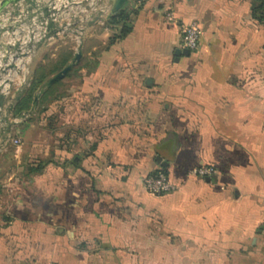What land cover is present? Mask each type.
I'll return each mask as SVG.
<instances>
[{"label":"crops","instance_id":"0c3cea01","mask_svg":"<svg viewBox=\"0 0 264 264\" xmlns=\"http://www.w3.org/2000/svg\"><path fill=\"white\" fill-rule=\"evenodd\" d=\"M253 6L133 0L127 36L85 32L59 99L65 137L0 153V264H264V21ZM192 22L199 47L177 57ZM29 155L39 159L26 165ZM203 166L211 182L190 175ZM162 169L179 189L154 196L144 180Z\"/></svg>","mask_w":264,"mask_h":264},{"label":"built area","instance_id":"2783aa9c","mask_svg":"<svg viewBox=\"0 0 264 264\" xmlns=\"http://www.w3.org/2000/svg\"><path fill=\"white\" fill-rule=\"evenodd\" d=\"M109 0H0V153L10 146L22 145L16 128L29 117L28 113L15 116L14 109L19 91L29 89L33 82L32 64L41 46L65 38L81 42L92 24L106 28ZM168 22H175L172 11L165 14ZM201 30L196 22L183 27L182 49L190 52L199 47ZM216 173L211 166L190 171L193 177L212 178ZM146 190L154 196L178 191L179 186L168 175L159 172L144 180Z\"/></svg>","mask_w":264,"mask_h":264},{"label":"rangeland","instance_id":"374dc122","mask_svg":"<svg viewBox=\"0 0 264 264\" xmlns=\"http://www.w3.org/2000/svg\"><path fill=\"white\" fill-rule=\"evenodd\" d=\"M90 27L91 26L87 28L86 32ZM102 33L104 34V28L96 27V29L91 30L90 35L94 38H99L103 35ZM88 37L87 34L84 35L80 43L74 38L67 37L62 41L41 46L32 64L33 84L40 75H46L49 79H52L54 76H50V71L53 66L59 63L65 55H76L79 50V45L82 44L83 48L84 41ZM73 62L74 60L70 62V65ZM79 64H77L72 71H77L79 69ZM68 75L70 76V73ZM69 84L70 77L60 81V84L56 87L57 90L52 95L51 99H49V102L42 101L41 103L40 101L41 104L39 106L36 105L32 107L31 111L28 112V119L16 128V133L22 140V148L28 149L27 147H29L33 149V145L36 141H42L44 144L41 146L37 145L38 149H36L39 154V152H41L40 149L42 148L44 151V148L48 146L49 142L54 141V139H63L65 137L67 132L65 127V103L63 100L59 101V99H64ZM42 89L43 87H39L36 91L35 95L38 98L41 97ZM29 90L30 88L25 90L24 93ZM55 97L59 99H54ZM31 149L30 152L32 151ZM29 156L30 158L27 160L26 165H29L28 163L30 161L39 159L37 158L39 155H37V157H35L36 155ZM31 156L33 157L31 158Z\"/></svg>","mask_w":264,"mask_h":264},{"label":"trees","instance_id":"16d2710c","mask_svg":"<svg viewBox=\"0 0 264 264\" xmlns=\"http://www.w3.org/2000/svg\"><path fill=\"white\" fill-rule=\"evenodd\" d=\"M253 15L256 19L264 21V0H254ZM106 28L117 32V34H115V36L113 37L114 40L123 36H127L131 30L129 12L123 10L118 14L111 16L106 24ZM75 57L76 55L74 54L65 55L59 63H56V65L53 66L52 70L50 71V76H55L59 72L67 68L70 65V62L72 60H75ZM50 80L51 79H49V77H47L46 75H40V77L37 78L34 84L32 82L30 90L26 93L23 92L19 96L14 109L15 116H20L22 113L30 112L32 107L36 105L39 106L42 101L49 102V99H51L52 95L57 90L56 87L60 84V82H57L56 84L51 85ZM39 87H43L40 98L35 95ZM54 99L59 98L55 97ZM159 172H163L167 175L165 169H162ZM159 172L155 173L152 176H155Z\"/></svg>","mask_w":264,"mask_h":264},{"label":"water","instance_id":"95a60500","mask_svg":"<svg viewBox=\"0 0 264 264\" xmlns=\"http://www.w3.org/2000/svg\"><path fill=\"white\" fill-rule=\"evenodd\" d=\"M110 1V10L108 13V20L111 16H114L118 14L119 12L123 11L133 0H109ZM95 26V24H92L91 27ZM190 54L189 50H178L176 52V56L180 57L182 55L188 56ZM82 60V44L79 45V50L77 51L76 57L74 62L69 65L67 68L59 72L57 75H55L51 80L50 84L54 85L57 82L62 81L63 79L66 78V76L71 73V71L74 69V67L79 64ZM24 91H19L20 96ZM4 104V97L0 96V109L3 107ZM157 163L160 164L161 166L167 167V164L162 162L161 157H157L156 159ZM207 182H211L210 178H207Z\"/></svg>","mask_w":264,"mask_h":264}]
</instances>
